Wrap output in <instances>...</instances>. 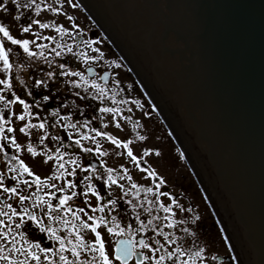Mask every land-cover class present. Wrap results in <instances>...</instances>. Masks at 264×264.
<instances>
[{"label": "water", "instance_id": "1", "mask_svg": "<svg viewBox=\"0 0 264 264\" xmlns=\"http://www.w3.org/2000/svg\"><path fill=\"white\" fill-rule=\"evenodd\" d=\"M75 1L165 123L236 263L264 264V0Z\"/></svg>", "mask_w": 264, "mask_h": 264}, {"label": "flooded vegetation", "instance_id": "2", "mask_svg": "<svg viewBox=\"0 0 264 264\" xmlns=\"http://www.w3.org/2000/svg\"><path fill=\"white\" fill-rule=\"evenodd\" d=\"M10 63L13 64L11 68L12 76L14 77L15 74L20 75L19 72H16L17 67L15 65L21 62L10 61ZM47 63L37 61V69L45 71ZM40 64L41 66H39ZM90 68H94L96 71L94 77L88 75V69ZM42 71L41 73L39 72L40 78L46 77ZM63 71V76L79 72L81 75L77 77L85 81L84 86H89L91 89L94 81H99L101 84L100 90L103 89V93L100 91L95 97L93 93L83 94L70 91L62 93L60 89L57 91L58 89L53 88V91L50 89L48 94L43 95V97H48V99H44V102H41L39 106L47 104L46 114L38 108L35 116H26L25 121H23L25 123V131L23 133H28L27 137L29 140L32 139L30 133H41L42 147L47 146L48 151L40 148L35 149V154H33L27 150L23 155L21 150L12 145L14 138L6 136V134L14 132L17 128V119L14 120V110H10L8 105L6 106L7 109L0 110V115H3L4 119L8 121L5 124L3 120H0V125H3L4 128L3 135L6 137V139H0V144L4 145V148L0 149V176L3 177V187H16L18 189V195H14L4 193L3 187H0V210L10 213L11 210L6 207L10 203L21 215L23 214V209L28 208L37 217L36 220H29L28 217H24L23 221L19 217H12L10 224L21 223V227L19 229L13 228V232L10 233L7 242L0 238V246L4 244L10 246L12 234L19 233L29 242L24 245L25 248L31 244H40L41 247L58 249L59 242L51 238L50 233L42 230L45 227L57 229V235L65 238V245L68 249H71L77 243L75 239L77 232H79L85 242L94 243L95 233H92L90 229H81L80 227L81 223L87 222L93 226L98 225L97 231L101 233V238L105 240L106 248L110 247L112 252H114L118 240L129 238L128 236H114L107 232L108 227L114 226L111 221L115 217V220L119 222L122 228H125L127 224H131L133 232H135V229L140 228L141 221L145 225L148 224V221H151L152 223L148 228L135 234V239H145L147 243L152 245H154L155 240H159L164 244V249L159 254H165L168 251H172L175 254L178 246L188 249L190 242L195 241L192 250H196L198 247L202 250L203 255V259L197 261L196 264H237L222 228L201 191L213 220L202 219L200 214H197V216L192 215L194 213L192 211L193 208L189 204L186 194L184 192L176 194L158 178L152 177L151 181H153L155 186L153 192L145 191L146 189L142 188L125 187L126 173L123 170L125 163L118 162V160L120 156L125 154L130 157L128 152L131 149L116 138L109 140L104 136L108 128V121H105V117L112 114L119 115L121 112L127 113L128 106L132 103L134 104L136 100H142L143 108L146 109L149 104L148 99L143 94L137 81L135 83L138 89L140 88L139 91L141 93L136 92L137 87L134 86V92L126 94L121 89L115 92L114 89L116 88L111 86L113 75L110 70H101L87 64L84 66L83 63L81 65L70 63V67L66 66ZM31 73L32 71L29 70L26 74L24 73V76L28 77ZM39 73L35 71L34 74L37 76ZM105 73H109L110 77L107 84H103L101 78ZM53 75L56 77L58 75L61 76V71L59 73L53 72ZM36 76H32V78L34 79ZM14 78L17 79L16 77ZM65 84L68 83L66 82ZM19 87L27 88L23 85H19ZM110 89L111 91H109ZM138 94L140 96H137ZM23 96L29 99L34 97L25 93H23ZM17 97H19L18 94H13L9 100L19 103ZM37 103L35 102V104ZM105 108L113 109V111H102ZM152 112H154L153 109ZM54 113L58 114L53 115ZM20 115H25L24 109L21 110ZM40 123L45 124L43 129L39 128ZM27 124H34L37 127L28 128L26 127ZM114 124L117 126L119 122L114 121ZM70 125H75V127ZM8 128H12L13 131L8 132ZM97 132L102 133V135H96ZM85 137L88 138L86 139ZM113 140L117 141V143L114 144ZM85 149H91L92 151H85ZM44 153L47 155L44 156ZM110 153L114 154L111 158L112 162H110L108 156ZM13 156L17 157V159L12 160L11 157ZM39 156H42L44 162L50 166L48 165L47 167L45 166L47 164L42 163L40 170L37 171L29 161L30 158L34 159ZM50 156L51 159H49ZM61 157L63 158L61 159ZM130 159L141 166L144 171L149 172L150 168L142 160L143 158L135 159L131 156ZM21 160L29 169L31 175L24 172V168L21 167ZM60 164H63L64 167L60 168ZM186 166L189 168L187 163ZM13 168L16 169L15 172L10 171ZM108 169H112V172L109 173ZM109 175L116 181L115 184L109 180ZM37 176L40 178L39 183L36 182ZM25 180L28 181L27 184L24 183ZM70 184L74 185V187H69ZM89 185L95 189L96 195L89 190ZM19 195L27 196L28 199L19 201ZM66 196L71 197V199L66 204L61 205L60 201ZM112 200L116 201L115 205L110 203ZM129 201H132V203L130 204ZM149 201L152 203H149ZM141 204L143 207H140ZM49 205H51V210ZM134 205L136 206L135 208L133 207ZM101 208H103V211L99 210ZM165 208L170 210L165 212ZM68 209L72 211H68ZM80 209H83V211H80ZM137 214H139V219H137ZM49 215H59L69 223L64 225L62 222L50 220ZM88 216H92L95 219L89 221ZM100 217H105L107 223H100ZM3 219L8 220L7 217H3ZM180 221H185V223H179ZM169 224H174L175 227L169 228ZM184 229H188V232H185ZM125 230L128 231L127 228ZM163 234H169L168 240H165ZM149 237L152 239H149ZM20 238V235H17V241H20ZM69 240L72 241L71 244L68 243ZM169 240H175L176 244L169 243ZM137 251H141L138 246ZM81 252L82 256L79 260H75L69 251L64 252L63 255L68 256L69 260L74 261V264H82L84 250L81 249ZM4 254H7V252ZM37 254L41 255L39 264H48L43 253H39L37 250ZM145 254L157 255L155 253H147L146 250ZM13 255L15 256V254ZM91 255L92 253H87L89 259H91ZM213 256H216L217 259L213 260ZM17 258L22 259L23 257ZM136 259V257H133L129 264H136ZM183 259L185 257L177 260L176 264H181ZM0 264H3V262H0ZM29 264H37V262L30 261ZM54 264H62V262L57 257ZM83 264H87V262L83 261ZM145 264H154V261H146ZM167 264H171V262H167ZM188 264H193V261L189 260Z\"/></svg>", "mask_w": 264, "mask_h": 264}, {"label": "rangeland", "instance_id": "3", "mask_svg": "<svg viewBox=\"0 0 264 264\" xmlns=\"http://www.w3.org/2000/svg\"><path fill=\"white\" fill-rule=\"evenodd\" d=\"M2 2L6 6L7 11L0 9V16H2L0 24L9 29V34L14 39H29L30 51L37 53L35 57H27V54L23 53V50L19 46L11 45V42L0 33V39L4 40L6 46H11L13 49V53L10 54V61L25 63L23 69L16 68V72H19L20 75L15 74L14 77L17 78L15 79L11 74L12 69H6L3 62L0 61V79L6 81L5 84L0 85V96L4 97L3 100H0V110L7 109L6 106L8 105L10 110H14V120L17 119V128L14 132L6 134V136L14 138L16 144L20 145L18 149L22 151L23 155L29 145L33 149L41 148L45 151H48V148H46L47 146L42 147L40 140L42 138L41 133H30L32 139L29 140L27 132L23 133L19 131L21 127L25 126V123L18 119L24 107L22 108L23 105L21 106L16 101L9 103L8 100L11 95L18 94L19 99L31 105L27 111H30L32 115L28 116L25 113L26 116L31 117L37 114L38 108L46 114L47 104L43 106H39V104L44 102L43 95L48 94V90L50 89L52 91L53 88L58 89L57 91L60 89L62 93H67L68 91L83 94L93 93L95 97L101 91L99 81H94L93 88L91 89L89 86H84L85 81H82L77 76L74 77L70 74L63 76V70L66 69V66L70 67V63H74V65H81L83 63L84 66L87 64L101 70H110L113 75L111 86L116 88L114 89L115 92L121 89L126 94L133 93V87L136 86V92L141 93L139 91L140 88L138 89L135 83L136 80L130 75L131 73H129L118 54L75 0H72V4L78 6H71L66 0H46L47 3L53 4L59 9V14L51 10H45V0H38L42 9L40 14L36 13L35 6L31 9L25 8L24 4L26 0H18L19 7L14 5L11 0H2ZM16 17H19V19H16ZM69 17H71V20L68 19ZM34 20H39L41 23L50 25V27L41 28L39 25L32 23ZM30 24L32 31L24 33L22 28ZM57 28L61 31L57 32ZM79 37H82V41L77 43L76 40ZM31 41H35V43H31ZM69 47L72 49L71 51H68ZM41 52H43V55H40ZM56 52H59L60 55L57 56ZM37 61L48 62L46 64L47 69L45 71L37 69ZM61 65L63 67H60ZM29 70L32 73L28 74V77L24 76V73L26 74ZM67 70L69 69L67 68ZM35 71L37 73H41L42 71L46 77L40 78V73L36 76L34 74ZM60 71L61 76L58 75L56 77L53 75V72L59 73ZM49 73H52V75L49 76ZM32 76L36 77L33 79ZM37 81H45V84L37 86ZM66 82L68 84H65ZM9 84L12 87H8ZM19 85L27 88H20ZM23 93L34 97L32 99L26 98L23 96ZM137 96L140 95L138 94ZM147 101L149 103L147 104L151 108L145 105L146 109H144L142 100H136L134 104L132 103L128 106L127 113L121 112L120 116L112 114L105 117V121H108V128L104 136L109 140V137L116 138L122 144L128 145L133 152L132 156L135 159L139 157L143 158L142 160L148 164L151 170L149 172L144 171L127 154L120 156L118 162L125 163L123 167L126 173L125 187L132 188V185L135 184L136 188L151 189L153 192L155 186L153 181H151L152 177L158 178L176 194H182L183 192L186 194L189 204L193 208L192 211L194 213L192 215L197 216V214H200L202 219L213 220L207 204L202 197V191L198 183L196 184L197 181L195 182L191 175L190 169L187 168L180 149L175 144L174 139L155 107L149 99ZM35 102L38 103L35 104ZM152 109L156 114L152 112ZM5 114L7 113L5 112ZM114 121H118L119 125L115 126ZM141 137L144 139H141ZM45 155L47 154L44 153ZM108 156L110 162H112L111 158L114 154L110 153ZM29 162L37 171L40 170L43 165L42 163L47 164L44 162L42 156L34 159L30 158ZM48 165L45 166L48 167Z\"/></svg>", "mask_w": 264, "mask_h": 264}, {"label": "snow or ice", "instance_id": "4", "mask_svg": "<svg viewBox=\"0 0 264 264\" xmlns=\"http://www.w3.org/2000/svg\"><path fill=\"white\" fill-rule=\"evenodd\" d=\"M11 2L19 7V2L18 0H11ZM67 3H69L71 6H78L75 4H72V0H66ZM46 3V9L45 10H51L53 12H57L59 14V9L50 3ZM35 6V11L37 14H40L42 11L41 5L38 3V0H26V3L24 4V7L27 9H31ZM0 9L7 11L6 6L3 4L2 0H0ZM0 19H2V16H0ZM16 19H19V17H16ZM71 20V17L68 18ZM32 23L39 25L41 28H48L50 25L41 23L39 20H34ZM22 31L24 33H30L32 31L31 24L27 27H23ZM61 31L59 28H57V32ZM0 33L3 34V37H6L8 41L11 42V45H17L19 46L22 50L23 53L27 54V57H35L37 53L35 51H30V40L29 39H24V38H18L14 39L12 35L9 34V29L2 24H0ZM31 43H35V41H31ZM72 49L69 47L68 51H71ZM13 53V49L11 46H6L5 42L3 39H0V61L3 62L4 66L6 69H11L13 67V64L10 63V54ZM40 55H43V52L40 53ZM56 55L59 56L60 53L56 52ZM16 67L19 69H23L25 67V63H18L16 64ZM60 67H63L61 65ZM49 76L52 75V73L48 74ZM67 75V73H65ZM72 75L74 76H79L81 75L79 72H73ZM6 81L4 79H0V85L5 84ZM37 86L45 84V81H37ZM8 87H12V85H8ZM101 93H103V89H101ZM4 97L0 96V100H3ZM19 103L23 105L25 109L26 115L30 116L32 113L30 111H27L31 105L25 103L24 100L19 99ZM44 99H48V97H44ZM9 103L11 101L9 100ZM104 112H112L113 109L105 108L102 109ZM58 113H54L53 115H57ZM26 115H20L18 118L20 121H25ZM0 120H3L4 123H8L7 120L4 119L3 115H0ZM71 127H75V125H70ZM26 127L28 128H35L37 125L34 124H27ZM45 127L44 123L39 124V128L43 129ZM3 125H0V139H6L3 135ZM8 132H12V128L7 129ZM20 132H24L25 128L21 127L19 129ZM96 135H102V133L97 132ZM86 139L88 137H85ZM111 139V137H109ZM141 139H144L141 137ZM114 144L117 143V141L113 140L112 141ZM12 143L19 148L20 145L16 144V141L13 140ZM79 143V141H77ZM4 145L0 144V149H3ZM28 152H31L35 154V149L32 148L31 145L28 146ZM85 151H92L91 149H85ZM103 154V153H102ZM128 155L131 157L132 152L129 151ZM159 155V153H157ZM63 157H61L62 159ZM12 160L17 159V157L13 156L11 157ZM51 159V156L49 157ZM74 162V161H73ZM21 167L24 168V172L28 173L31 175V172H29V169L24 165L23 161L21 160ZM64 165L60 164V168H63ZM10 171L15 172L16 169H10ZM87 171V170H86ZM108 172L111 173L112 169H108ZM109 180L112 181L113 184L116 183L115 180L112 179L111 175H109ZM15 179V177H13ZM87 179V177H85ZM3 177L0 176V187H3L2 184ZM36 182H40V178L37 176L36 177ZM25 184L28 183V181H24ZM69 187H74V185H69ZM132 188H136V185L133 184ZM89 190L93 192L94 195H96L95 189L92 188L91 185H89ZM145 191H151V189H146ZM3 192L4 193H11L14 195H18V189L16 187H3ZM127 194V193H126ZM75 195V193H73ZM19 201H25L28 199L27 196L24 195H19ZM71 199V197H65L60 201L61 205H64L67 203V201ZM111 204L115 205L116 201L112 200L110 201ZM131 204L132 201H129ZM149 203H152L149 201ZM7 209H10L11 212L3 211L0 210V238H2L4 241L9 240V235L10 233L13 232V228L19 229L21 227V223H15L14 225H11L10 222L12 220V217H19L21 221H23L24 217H28L29 220H36L37 217L35 214L30 212L28 208L23 209V214L21 215L16 208L13 207L12 204H7L6 205ZM134 208L136 207L135 205L133 206ZM140 207H143L141 204ZM49 209L51 210V205H49ZM100 211H103V208L99 209ZM170 209L165 208L164 211L167 212ZM68 211H72L71 209H68ZM80 211H83V209H80ZM150 211V209H149ZM86 214V213H85ZM75 215V213H73ZM87 215V214H86ZM3 217H7L8 220L6 221L3 219ZM49 219L57 222H62L64 225H67L69 222L67 220H63V218L59 215H49ZM78 219V217H77ZM95 218L92 216H88V220L92 221ZM137 219H139V214H137ZM197 219H199L197 217ZM39 223V221H37ZM100 223H107L105 220V217H100L99 218ZM113 227H108L107 232L113 234L114 236H128L129 238L127 239H120L116 242V247L115 251L112 252L111 248L108 247L106 248L105 245V240L101 238V233L97 231V227L93 226L92 224H89L87 222L81 223L80 227L81 229H90L92 233H95L94 237V243H87L84 241L83 237L80 236L79 232L76 234V241L77 243L72 246L71 249H68L65 245V238H62L61 236L57 235V229L52 228V227H45L44 231L50 233L51 238H54L56 241L59 242V248L58 249H53L52 247H41L40 244H31L29 247L25 248L24 245L28 244L29 242L23 238V236L19 233L12 234L11 236V243L10 246L8 244H4L3 246H0V262H3V264H29V262H39L41 261V255L37 254V250L39 253L44 254V258L46 261H48V264H54L56 258L58 257V260L62 262V264H74V261L69 260L68 256L63 255L64 252L69 251L70 255L75 258V260H79L82 256L81 249L84 250V255H83V261H86L87 264H129V261L133 259V257H136V264H145V262H151L154 261V264H167V262H171V264H176L177 260H180L181 257H185L181 261V264H188L189 260L193 261V264H196L197 261H200L203 259L202 255V250L199 249L198 247L196 250H192L193 245L195 244V241L190 242L189 248L184 249L182 247H177L175 250V254L172 251H168L165 254H159L163 249H164V244H162L159 240L154 241V245L149 244L145 241V239H135V234L139 233L140 231H144L146 228H148L151 225V221H148V224L145 225L143 221H141V226L140 228L135 229V232L132 230V225L127 224L125 228L120 227L119 222L115 220V217L112 218ZM179 223H185V221H180ZM75 227V226H73ZM169 228L175 227L174 224H169ZM128 229L126 231L125 229ZM185 232H188V229H184ZM17 235H20V241H17ZM165 240H168L169 234H163ZM149 239H152L149 237ZM69 244L72 243L71 240L68 241ZM169 243L171 244H176L175 240H169ZM137 246L141 250L140 252L137 251ZM145 250L147 253H155L157 255H152V254H145ZM7 252V254H4ZM92 253L91 259L88 258L87 253ZM15 254V256L13 255ZM17 257H23L22 259H19ZM213 260H216L217 257L213 256ZM82 261V264H83Z\"/></svg>", "mask_w": 264, "mask_h": 264}]
</instances>
